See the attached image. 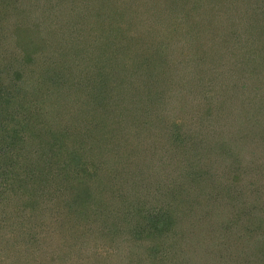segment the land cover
I'll use <instances>...</instances> for the list:
<instances>
[{
	"label": "trees",
	"instance_id": "obj_1",
	"mask_svg": "<svg viewBox=\"0 0 264 264\" xmlns=\"http://www.w3.org/2000/svg\"><path fill=\"white\" fill-rule=\"evenodd\" d=\"M17 1L41 15L25 20L36 30H0V264H264V159L254 205L222 207L220 183L264 156V0L115 1L129 21L96 13L84 30L42 24L45 4L74 16L87 0ZM224 213L233 231L205 228Z\"/></svg>",
	"mask_w": 264,
	"mask_h": 264
},
{
	"label": "rangeland",
	"instance_id": "obj_2",
	"mask_svg": "<svg viewBox=\"0 0 264 264\" xmlns=\"http://www.w3.org/2000/svg\"><path fill=\"white\" fill-rule=\"evenodd\" d=\"M81 1H83V0H81ZM115 1L119 2L120 5H122L123 12L125 10L128 13V10L125 9L126 8L125 7L126 6V2H125L126 0H113V1H111V3L110 2L107 3V0H87V1H83L82 4L84 3V5L78 6L79 7L78 11H74V16H72V14L70 16H68L70 14V12H68L67 15L65 16V13H64V10H63V6H66V3H64V2L60 1V3L58 5H56L54 9L49 7L51 5L45 4V5H48V8H47V10H45V13H46L45 17H44V21L45 22L42 25L45 26V27L46 26H50V28L53 30L54 29V24L59 23V29L58 30H65L66 25H72L73 24L72 27L67 28L66 30H84L83 28L87 29L88 28V24H90L91 21H93L92 19L96 16V13H98L97 16L107 15L109 17L107 19V21H110L111 23H113V25L116 24L115 26L121 24L120 21L124 22L125 16H126L127 21H129L127 13H124L125 16L121 17L119 19V21L117 20L119 18L118 9L120 8V5L117 2H115ZM2 2L5 3V4L4 5L0 4V17H1L0 18V30H36V29H31L32 26L28 25L25 22V20H26V18L30 19L31 17H32V20L35 19V18H39L40 15H41V11L40 10H37V9L33 10L32 8L29 9V3L28 2H26L25 5L23 3L22 4L18 3L17 0H5V1L2 0ZM54 2L56 3L57 0H54ZM34 3L35 2L33 1L32 5H34ZM90 3H92V4H90ZM235 3H238V5H236ZM239 3H241V4L244 3V5L246 4V6H249L251 1L248 0V1H243L242 2V0H234V5L235 6L240 7ZM69 5H70L69 8H71L73 4L70 2ZM14 11H17V12H14ZM71 13H73V11H71ZM249 13H250L249 11L245 12V14H249ZM258 14H260V13H258ZM169 16L172 17V20L169 22L170 23L169 25L172 26V28H173L174 24H172V22L174 21V18L177 15H175L174 12H172V13H170ZM14 17L16 19H13ZM75 17H78L79 19H77ZM57 18H58V20H57ZM70 18H74L75 20H70ZM162 22H163V19L161 20L160 23H162ZM197 25H198V23H195L194 27H197ZM112 28H113V26L110 27L111 31L112 30H118L117 28H113V29ZM132 28L133 27L131 25V29ZM157 28H158V25L156 26L155 30ZM159 28H160V26H159ZM159 28L157 30H159ZM56 30H57V28H56ZM92 30H97V29H92ZM98 30H103V29L99 28ZM98 30H97V32H98ZM161 30H165L166 34H167V28L166 29L162 28ZM168 31L170 32V34L172 33V31H171V29L169 27H168ZM254 32L255 31H253V30H249L248 31V36L251 37ZM108 33H109L108 31L102 32L100 34V38H105V37H102V36H104V34L107 35ZM76 34H77V36L78 35H82L80 31H77ZM132 34H133L132 31L131 32L130 31L127 32L126 37H124L126 42L129 41V40H132V38H131ZM85 38H86V36L84 35L81 41H83V39H85ZM96 38L98 39L97 35L94 37V39H96ZM119 41H122V40L118 39L116 41V43H119V45H121L122 42H119ZM157 42H158V40H156L155 43H157ZM123 43L125 44L124 41H123ZM102 45L103 44L101 42H99V41H93L92 43H85V44L81 45V48L87 49V50H92V49H95V48H101ZM131 46L133 48V45H131ZM211 46L212 45H208V48H210ZM259 48H260V50L258 52L259 55L264 57V45L262 47L259 46ZM115 49L118 51V49H123V48H115ZM123 50L125 52L124 54H121L120 52L119 53L121 55H124V57H126L127 61L130 62V59L134 60L135 57H137L136 55H134V51H132V49L127 48V50L126 49H123ZM227 72L229 73L228 70H227ZM208 81H209V77L205 76V82H208ZM122 82H125V80H123ZM111 83H112V81H111ZM157 85H161V84H157ZM122 91H123V88H121L119 90V87H117L116 91L114 92V94L118 95V93H120ZM228 92H231V93L228 94ZM232 92L233 91H227L226 90L225 95H223V96L217 95L215 99H221V98L225 97V101L224 102H226V101L228 102V100H230L231 97L234 96ZM143 96H144V92L141 91L140 97H143ZM166 97H167V93L162 91V92L157 93L154 99L146 100L143 103V108L136 109L132 113V114H134L136 116V117H134V119H135L134 121L138 122L140 125H141V120L143 118H144V124L150 122L148 119H151L153 117L151 115L153 113L150 112V110L152 109V105L149 103V101H154V102L161 103L158 106L160 108V107H163V105L165 104L163 101L166 100ZM217 106H220L219 107V112L220 113H224L223 112V108L225 106L222 105L221 101H217L216 107ZM202 115H203V117L200 120L204 124H206V121H205L206 115H205V113H202ZM225 116H228V115H225ZM217 124H218L217 122H216V124H214L212 119H210L208 121L209 129H212L213 126L216 127ZM225 124L226 123L222 120L219 123V126L222 127ZM182 126L187 128L188 124L182 125ZM209 131L211 132L212 130H204L202 132L205 133V132H209ZM217 132H219V131H217ZM252 157H253L252 154H249L247 156V158H248L247 165L249 166V169H247V171H245L243 173L241 180L232 181V180H230L228 178H225L224 176L220 177V181H221L220 183H222L227 188H229V186L231 187V184H232L231 190L229 191L230 197L227 198V200L222 205V207L224 205H233L236 210L239 209L241 207V205L237 204L239 201L238 202H231L232 200H234L236 198L237 195L238 196H240V195L242 196L244 194L243 200L245 199L246 202H242V203L246 207L249 206L250 203H252L251 205H254L255 203H257V201L261 200V198L263 196L262 195L263 191L255 189L256 188L255 185H259V186H263V185H261L260 183L255 182V179H254L255 183L252 182V181H253V177L258 175L257 174L258 173V167H256V165H257L256 161H259L258 164H261L260 160L262 158L264 159V156H262V157H254L253 158L254 160L251 159ZM253 164L255 165L254 168H253ZM262 172L264 173V169L262 170ZM228 181H230V182H228ZM253 183H254V185H253ZM241 190H244V191L240 192ZM225 191L227 192V190H225ZM227 216H228V213H224V214L221 215L220 219H213V220H211L207 216L205 218V228L208 229L209 231L211 229H213V228H214L215 231H217L218 229L219 230H223L225 232L233 231V224L232 223H227L226 224L224 222V219H226ZM222 218H223V220H222ZM3 229H4L3 230L4 232L9 233L7 227L6 228L3 227Z\"/></svg>",
	"mask_w": 264,
	"mask_h": 264
}]
</instances>
